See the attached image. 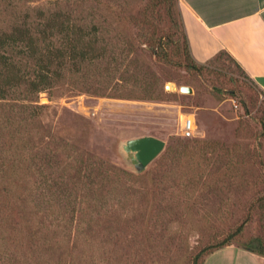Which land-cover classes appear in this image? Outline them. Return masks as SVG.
<instances>
[{"label":"rangeland","instance_id":"obj_1","mask_svg":"<svg viewBox=\"0 0 264 264\" xmlns=\"http://www.w3.org/2000/svg\"><path fill=\"white\" fill-rule=\"evenodd\" d=\"M30 1L19 10L54 8L64 0ZM101 3L125 50L107 96L61 84L40 94L39 118L22 123L30 181L20 183L28 192L27 224L19 229L27 235L23 229L34 227L28 246L45 256L25 252L20 264H194L198 257L203 264L232 235L230 245L258 248L257 238L264 243V91L226 53L193 67L182 0ZM7 5L0 0V11ZM70 5L62 7L83 18L94 6L81 0ZM6 25L8 20L0 22V28ZM161 48L168 62L155 57ZM150 85L166 98L140 99ZM186 116L195 120L192 136L184 132ZM146 136L166 145L142 173L122 145ZM187 141L207 147V154H181ZM78 161L87 164L81 176L113 169L120 175H109L100 181L107 189L94 191L100 184L75 176ZM52 175L63 196L52 189L55 196L39 207L43 188L55 185L44 184L42 176Z\"/></svg>","mask_w":264,"mask_h":264},{"label":"trees","instance_id":"obj_2","mask_svg":"<svg viewBox=\"0 0 264 264\" xmlns=\"http://www.w3.org/2000/svg\"><path fill=\"white\" fill-rule=\"evenodd\" d=\"M7 1L6 10L0 11V22L5 23L8 20V25L0 28V218L3 217L1 225L5 223L4 227H0V247H3L0 248V260L4 264H20L21 260L25 261V252L27 255L30 252L29 255L33 259L45 256L28 246L29 239L36 235L34 227L23 229L28 231L27 235L19 229L22 221L27 224L25 218L27 204H24V199L28 192L20 183L23 180L30 181V172L26 167L28 158L22 137V123L28 119L39 118L35 105L39 101L40 94L53 90L61 84L68 83L76 86L75 88H83L85 93L106 97L107 88L114 78L112 76L122 65L121 58L125 57V50L118 45L119 34L114 35L111 19L100 9L101 0H81L94 5L86 11L87 18L79 16L75 11L65 9V6H71L73 0H60L62 2L55 4L54 8L47 9L24 5L21 10H19L20 3L31 1ZM62 5H65L64 8ZM116 16L119 21V15ZM184 38L188 55L192 58V65L195 67L196 60L191 54L186 34ZM128 52L136 53L131 49ZM154 55L161 61L168 62L164 48L155 51ZM166 96V92L157 91L150 85L140 99L154 101L164 99ZM25 115H28L26 119ZM207 149L202 146L192 147L187 141L180 152L186 154L191 151L190 155H193L196 150L203 156L207 154ZM77 164L80 167L75 173L78 179L92 181L93 186L100 184L99 188L92 189L94 191L107 189L101 182L108 180L109 175L113 177L120 175L113 169L103 174L98 171L81 176L87 164L83 161H78ZM99 164L100 168L104 165ZM55 166L56 164H51L49 167H54L55 170ZM128 174L126 171H121V175L128 176ZM53 176H42L44 184L47 185L52 181L55 185L43 188L40 195L44 196V199L40 200L39 207L49 203L45 202L46 196H55L52 189L57 194L63 192L61 182H56ZM61 194L60 196H63ZM38 198L41 199V196ZM15 215L16 221L12 219ZM241 232L242 227L236 233ZM232 238L234 235L210 251L207 258L230 246L229 242ZM13 242H17L16 246ZM257 243L258 248L246 249L264 256L262 239L257 238ZM18 246L22 247V252ZM199 260V257L196 258L194 264H199Z\"/></svg>","mask_w":264,"mask_h":264},{"label":"crops","instance_id":"obj_3","mask_svg":"<svg viewBox=\"0 0 264 264\" xmlns=\"http://www.w3.org/2000/svg\"><path fill=\"white\" fill-rule=\"evenodd\" d=\"M181 18L197 63L226 53L264 91V0H182ZM204 264H264V256L230 245Z\"/></svg>","mask_w":264,"mask_h":264},{"label":"water","instance_id":"obj_4","mask_svg":"<svg viewBox=\"0 0 264 264\" xmlns=\"http://www.w3.org/2000/svg\"><path fill=\"white\" fill-rule=\"evenodd\" d=\"M168 89L176 91L177 88L170 84ZM180 91L184 94H192V89L189 87H181ZM165 142L153 136H146L128 140L122 145L124 156L138 172H142L163 152Z\"/></svg>","mask_w":264,"mask_h":264},{"label":"built area","instance_id":"obj_5","mask_svg":"<svg viewBox=\"0 0 264 264\" xmlns=\"http://www.w3.org/2000/svg\"><path fill=\"white\" fill-rule=\"evenodd\" d=\"M196 130L195 120L192 119L190 116H186L184 121V132L187 136H192Z\"/></svg>","mask_w":264,"mask_h":264},{"label":"bare ground","instance_id":"obj_6","mask_svg":"<svg viewBox=\"0 0 264 264\" xmlns=\"http://www.w3.org/2000/svg\"><path fill=\"white\" fill-rule=\"evenodd\" d=\"M169 86H170V84H169ZM176 87V86H175Z\"/></svg>","mask_w":264,"mask_h":264}]
</instances>
